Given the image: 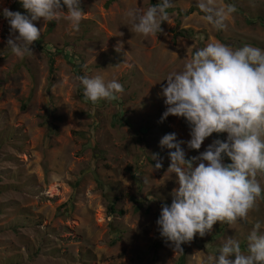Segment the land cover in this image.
<instances>
[{
  "label": "rangeland",
  "instance_id": "374dc122",
  "mask_svg": "<svg viewBox=\"0 0 264 264\" xmlns=\"http://www.w3.org/2000/svg\"><path fill=\"white\" fill-rule=\"evenodd\" d=\"M108 2L81 0L87 15L78 32L63 17L36 21L41 37L24 58L6 48L9 26L0 17V264H179L184 256V264H204L228 237L246 250L253 226L264 231V193L246 222H218L182 245L183 254L160 238L161 205L171 204L178 185L165 174L170 160L159 141L172 132L190 137L183 119L160 122L165 106L157 94L208 43L264 49V0H217L236 9L223 31L202 19L197 0H174L162 32L149 37L132 30L127 12L159 0ZM5 7L24 12L17 0H0ZM183 30L192 34L175 37ZM118 40L126 58L114 51ZM81 75L116 79L124 91L92 105ZM226 136L214 133L199 151L186 149L187 157ZM153 153L160 170L151 167ZM257 179L264 188V176Z\"/></svg>",
  "mask_w": 264,
  "mask_h": 264
},
{
  "label": "clouds",
  "instance_id": "9594fccd",
  "mask_svg": "<svg viewBox=\"0 0 264 264\" xmlns=\"http://www.w3.org/2000/svg\"><path fill=\"white\" fill-rule=\"evenodd\" d=\"M17 2L23 13L5 7L0 10V17L9 26L6 48L18 58L33 55L32 45L41 37L36 21L51 22L63 17L70 31L78 32L87 15L81 0ZM173 2L159 0L146 10H129L132 30L143 37L161 33ZM196 7L203 13L202 19L217 31L226 30L227 21L236 10L234 5L219 4L217 0H197ZM114 51L124 58L128 53L120 40ZM184 60L183 70L170 73L157 94L165 106L160 122L172 116L183 119L189 128L188 140L178 139L172 132L159 141V147L168 150L170 160L165 174L174 176L178 187L171 193V204L161 205L156 226L160 238L175 255L183 254L182 245L197 235L203 238L218 222H246L264 193L257 179L264 176V49L216 41L197 48ZM77 80L84 99L92 105L115 100L124 91L116 79L106 81L102 76L81 75ZM214 133H226V139H214L199 155L187 157L186 149L199 151ZM150 156L155 161L151 164L153 171L160 170L163 160L159 153ZM226 159L230 162L226 163ZM143 163L141 159L140 165ZM261 229L259 222L253 226L243 251L239 240L225 238L204 264H264Z\"/></svg>",
  "mask_w": 264,
  "mask_h": 264
},
{
  "label": "trees",
  "instance_id": "16d2710c",
  "mask_svg": "<svg viewBox=\"0 0 264 264\" xmlns=\"http://www.w3.org/2000/svg\"><path fill=\"white\" fill-rule=\"evenodd\" d=\"M117 0H109V2H108V4H107V6H110L111 4H113V3H115ZM18 3V2H17ZM18 5H20L19 3H18ZM153 5H155V2H153ZM195 10H193V11H190L189 13H187V14H181V16H189V15H191V14H193V12H194ZM175 12V10H173V9H168L167 10V14H169V13H174ZM201 14L203 15V13L201 12ZM263 23H264V21H263ZM181 23L180 22H178V26L180 25ZM189 34H192V32H188V31H185V30H183V31H181V32H179V33H176L175 34V37H178V38H188L189 37ZM50 53H52V51H49ZM53 54V53H52ZM53 64H54V61H53V59H51V67H52V70H53ZM145 133V132H144ZM262 198H263V200H264V196H262ZM110 212H111V214H115L116 213V209H115V205H111V207H110ZM227 225H229L228 223H227ZM184 260H185V256L183 257V258H181V260H180V262H179V264H184Z\"/></svg>",
  "mask_w": 264,
  "mask_h": 264
}]
</instances>
